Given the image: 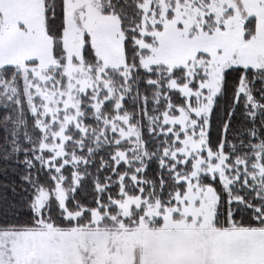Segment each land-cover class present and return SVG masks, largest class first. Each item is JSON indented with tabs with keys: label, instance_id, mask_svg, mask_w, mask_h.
<instances>
[{
	"label": "snow or ice",
	"instance_id": "6c2138e0",
	"mask_svg": "<svg viewBox=\"0 0 264 264\" xmlns=\"http://www.w3.org/2000/svg\"><path fill=\"white\" fill-rule=\"evenodd\" d=\"M0 264H264V0H0Z\"/></svg>",
	"mask_w": 264,
	"mask_h": 264
}]
</instances>
